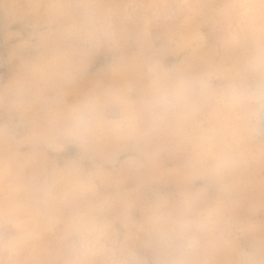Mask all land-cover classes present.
<instances>
[{
	"label": "clouds",
	"instance_id": "1",
	"mask_svg": "<svg viewBox=\"0 0 264 264\" xmlns=\"http://www.w3.org/2000/svg\"><path fill=\"white\" fill-rule=\"evenodd\" d=\"M0 264H264V0H0Z\"/></svg>",
	"mask_w": 264,
	"mask_h": 264
},
{
	"label": "rangeland",
	"instance_id": "2",
	"mask_svg": "<svg viewBox=\"0 0 264 264\" xmlns=\"http://www.w3.org/2000/svg\"><path fill=\"white\" fill-rule=\"evenodd\" d=\"M108 63V58L104 55L98 56L92 66L89 69V72L85 76L84 80L81 83V87H87L92 79L96 77ZM6 78V76H5Z\"/></svg>",
	"mask_w": 264,
	"mask_h": 264
}]
</instances>
